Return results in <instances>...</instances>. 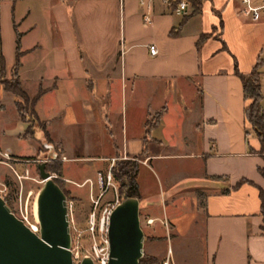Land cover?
<instances>
[{
  "label": "crops",
  "instance_id": "0c3cea01",
  "mask_svg": "<svg viewBox=\"0 0 264 264\" xmlns=\"http://www.w3.org/2000/svg\"><path fill=\"white\" fill-rule=\"evenodd\" d=\"M241 7L200 0L192 14L187 0H0L5 76L17 35L20 86L29 99L40 92L35 121L22 122L19 99L0 86V184L11 177L2 153L41 160L57 149L66 182L76 180L63 176L65 163H108L107 171L111 159L139 157L140 209L152 213L163 199L165 222L147 215V227L157 221L176 239L192 238L203 264H264L263 160L236 74L257 64L264 107V15L251 21ZM171 161L177 173L160 169L151 190L143 172Z\"/></svg>",
  "mask_w": 264,
  "mask_h": 264
},
{
  "label": "rangeland",
  "instance_id": "374dc122",
  "mask_svg": "<svg viewBox=\"0 0 264 264\" xmlns=\"http://www.w3.org/2000/svg\"><path fill=\"white\" fill-rule=\"evenodd\" d=\"M7 74L8 71H6V75ZM8 78L5 76V79ZM27 116L30 118L29 114ZM1 130L0 126V131ZM36 159L37 158L16 162L3 159V163L7 164V167L10 169L12 177H5V179L8 180V184L5 185L6 193L4 194L3 200H5L11 213L17 219L26 217L30 224H34V201L36 193L41 186L35 167L42 161H46L44 158H41V160ZM58 161H63V158L60 156L57 159L46 161L45 163L49 164ZM12 164L22 165L19 168L12 170ZM107 164L108 163L101 162L89 163V161L85 160L79 161L78 163H65L63 168L66 173H64L63 176L66 179L76 180L74 182H66L61 179V175L56 177L54 174L50 173L52 179H55L56 183L61 186L67 196L71 247L72 253L77 256V261L81 260V257L89 252L93 242L97 243L101 241V239H99V234L94 235V239H92L86 232L87 215L92 208L91 199L97 197L100 192L99 188L104 189V187H106L105 193H103V196L97 204V213H99L107 203L113 201L114 197L117 199V202L120 200L117 191L118 184L113 181L112 178L107 181ZM164 164L165 165L163 166L156 164L151 172H143V176L146 177L148 182L147 185L151 187V190H154V179L156 177L162 178L163 174L162 171H159L160 169L165 171L164 174L168 172L172 175L177 173L180 166V162L173 161ZM95 168H100L98 176L93 174ZM0 170H5V168L0 166ZM16 177H19V180L16 179ZM86 177L90 178L93 185L92 192L88 190V184L90 183L83 181ZM97 178H100V181H98ZM161 200L163 201V199ZM162 201H160V199L158 200L157 196V205L152 213L147 212L148 214H146V212L141 210L140 207L138 210L140 229L144 235L142 247V257L145 261L144 264H203L199 247L193 242L192 238L176 239L168 231L167 227L160 226L157 221H155L152 226L147 227V215L150 216V218L157 217L162 222H165V219L162 220L160 209V203ZM150 232L157 237H150Z\"/></svg>",
  "mask_w": 264,
  "mask_h": 264
},
{
  "label": "water",
  "instance_id": "95a60500",
  "mask_svg": "<svg viewBox=\"0 0 264 264\" xmlns=\"http://www.w3.org/2000/svg\"><path fill=\"white\" fill-rule=\"evenodd\" d=\"M55 159L48 148L46 161ZM36 165L41 186L34 201L37 234L31 232L0 198V264H72L68 202L44 170ZM139 202L120 200L110 212L107 226L108 264H138L142 258L144 235L139 224ZM79 264H92L83 258Z\"/></svg>",
  "mask_w": 264,
  "mask_h": 264
},
{
  "label": "trees",
  "instance_id": "16d2710c",
  "mask_svg": "<svg viewBox=\"0 0 264 264\" xmlns=\"http://www.w3.org/2000/svg\"><path fill=\"white\" fill-rule=\"evenodd\" d=\"M191 6V13L195 14L199 11L200 0H187ZM19 56L20 53L18 51V36L15 37V48H14V62L9 72V78L5 79V65L3 57L0 53V86L4 92H8L19 99V102L15 103V109L19 119L22 122H30L33 123L34 116L32 113V105L37 96L40 94L38 92L36 96L29 99L25 92L22 90L17 70L19 67ZM257 64L252 69V71L248 75H241L237 74L242 88V98L244 101L247 102L244 110V120L249 125L251 130L254 132L257 142L259 144V149L256 152L259 156H261L263 160V166L257 169L258 174L264 180V107H263V98L260 92V86L258 81V73H257ZM29 114L30 118L27 116ZM157 117V116H156ZM43 128V125H41ZM30 134V130H26L22 137H28ZM55 159L61 156V153L55 149ZM139 157H134L132 159H117L113 163L112 167L109 170V176L118 184L117 191L120 197V200L126 198H135L139 200L138 195V187L136 183L137 177V160ZM44 170L48 173L54 174L56 177L61 175V163L58 162H51L45 163ZM218 180L219 178H214ZM53 182L60 188L63 194L66 196L65 192L61 188L59 184L56 183L55 179ZM246 181H239L233 187L236 189L241 184L245 183ZM228 192V190H224L223 193ZM119 200V201H120ZM258 200H259V214L261 217V226L260 231L262 236L264 237V191L258 190ZM5 202V200H4ZM6 203V202H5ZM7 205V204H6ZM199 205V203H198ZM144 258L142 257L138 264H144Z\"/></svg>",
  "mask_w": 264,
  "mask_h": 264
},
{
  "label": "built area",
  "instance_id": "2783aa9c",
  "mask_svg": "<svg viewBox=\"0 0 264 264\" xmlns=\"http://www.w3.org/2000/svg\"><path fill=\"white\" fill-rule=\"evenodd\" d=\"M171 1L176 2V0H171ZM239 2L242 6L241 14L245 17H248L251 21H257L260 19L261 16L264 15V0H258L257 2L253 0H239ZM177 7L179 11H182L185 8V4L182 1L178 2ZM143 22L149 23V20L147 19V17H143ZM148 53L151 56L155 55L156 54L155 48L153 46H149ZM1 157L7 161H15V162L17 161V160L11 159L7 153H2ZM114 162H115V159L110 160V167L107 173V181L110 179L109 170L112 167ZM16 179L19 180V177H16ZM105 191H106V187H104V189L101 188L97 197L95 199H91L92 208L90 212L88 213L87 220H86V232L89 235V237L94 239V235L99 234L100 235L99 239H101V241L97 243L93 242L89 252L81 257V260L83 258H88L92 264H108V240H107L108 218H109L110 212L112 211V209L118 202H117V199L114 197L113 201L107 203L106 206H104L99 211V213H97V204L100 198L103 196V193H105ZM5 193H6L5 186L0 184V198L3 199ZM34 218H33L34 224H30L27 221L26 217H21V219L19 220L31 232L36 234L37 224ZM151 223H152V220L150 219L146 220L147 225ZM32 227L35 228L34 231L31 230ZM69 228H70V220H69ZM69 253H70L71 263L79 264L81 260L77 261V256L72 253L71 236H70Z\"/></svg>",
  "mask_w": 264,
  "mask_h": 264
},
{
  "label": "bare ground",
  "instance_id": "6f19581e",
  "mask_svg": "<svg viewBox=\"0 0 264 264\" xmlns=\"http://www.w3.org/2000/svg\"><path fill=\"white\" fill-rule=\"evenodd\" d=\"M31 230H32V231H34V230H35V228H34V227H32V228H31Z\"/></svg>",
  "mask_w": 264,
  "mask_h": 264
}]
</instances>
